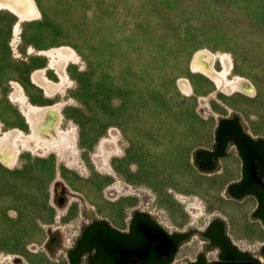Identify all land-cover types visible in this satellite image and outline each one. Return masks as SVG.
<instances>
[{"label":"rangeland","instance_id":"obj_1","mask_svg":"<svg viewBox=\"0 0 264 264\" xmlns=\"http://www.w3.org/2000/svg\"><path fill=\"white\" fill-rule=\"evenodd\" d=\"M36 2L40 16L21 21L18 33L17 17L0 9L2 129L16 127L28 135V103L58 102L60 126L73 128L77 139L66 158L54 149L39 152L22 145L13 167L0 161V264H70L68 250L95 220L88 211L123 228L139 208L171 233L206 226L220 216L229 230L228 218L219 210L221 203L237 200L227 190L239 178L242 160L237 155L239 173L222 166L205 172L194 163V150L212 147L219 118L234 111L252 137H264V0ZM63 47L72 49L64 81L52 63ZM203 47L229 53L232 75L252 80L257 95H211L210 89L200 102L184 94L181 79H190L195 87L203 83L190 68L195 51ZM42 68L51 80L64 83L54 95L32 78ZM239 96L255 106H235ZM112 131L119 149L101 167L95 155ZM207 135H212L210 144L202 140ZM229 150L235 152L236 146ZM189 174L206 180L203 189L176 188ZM196 206L202 214L191 212ZM253 211L246 220L259 229L237 234L243 245L233 240L262 257L264 225L251 217ZM205 244L193 233L181 244L177 263L185 264Z\"/></svg>","mask_w":264,"mask_h":264},{"label":"bare ground","instance_id":"obj_2","mask_svg":"<svg viewBox=\"0 0 264 264\" xmlns=\"http://www.w3.org/2000/svg\"><path fill=\"white\" fill-rule=\"evenodd\" d=\"M1 8L8 10L17 17L15 32L19 30L21 21L37 19L40 16V9L36 0H0V9ZM71 50H69V47L61 48L57 51L60 52V55L58 54V58L52 62L53 66L54 64L56 65L54 68L57 69L62 81L66 79L65 64L67 63V58L70 55L69 51ZM52 55L54 56L53 53ZM217 61L221 64L219 68L216 65ZM190 68L192 72L198 73L203 77V83L195 87L190 79L185 78L179 81V88L184 94H191V96L195 95L194 97H198L200 102H204L209 96L206 92L210 89L212 90L211 95L221 91L226 94L239 92L243 96L254 97L258 93L257 86L252 80L242 75H232L233 61L229 53L218 54L207 47L200 48L195 51L191 58ZM32 76L39 85L43 86L47 95H54L61 84H64L62 81L51 80L45 75V69L43 68L34 71V75L32 74ZM204 78L209 79L211 83L209 84ZM17 85L16 83L15 86L19 87V85ZM19 89L21 90V88ZM16 92L15 89V93ZM194 99L195 98H191L192 104L195 103ZM263 100L264 98L261 96L260 102H263ZM233 103L235 106L247 109H252V107L255 106L251 101L240 96L237 97ZM29 104L30 103L27 105L28 109L26 110V115L31 130L28 135L16 127L3 130L0 120V161L7 167H13L15 165L22 145L39 152L54 149L59 158H66L75 151L77 139L75 130L73 128H62L60 126L63 118L60 109L61 104L58 102L44 106ZM116 133V131H112L111 137H106L101 141L100 150L95 155L97 165L107 167L109 156L119 149ZM202 140L205 144H210L212 135H207ZM136 148L139 151L143 148L141 141L137 143ZM220 163L223 170L229 169L235 173H239V158L233 150H229V153L220 159ZM177 184L178 187L176 186V188L180 187L187 192L194 193L203 189L206 185V180L196 175L189 174L186 175L183 181ZM220 206V213H223L230 223L229 232L232 238L243 245V243L238 241V235L244 232L257 230V228L259 229L258 224L246 220L248 213L254 208L253 201L251 198H246L241 201L233 200L231 202L221 203ZM193 209L194 210H191V212L193 211L194 215L202 214L200 206L193 207ZM11 255L13 256V254Z\"/></svg>","mask_w":264,"mask_h":264},{"label":"flooded vegetation","instance_id":"obj_3","mask_svg":"<svg viewBox=\"0 0 264 264\" xmlns=\"http://www.w3.org/2000/svg\"><path fill=\"white\" fill-rule=\"evenodd\" d=\"M229 119L231 120L229 134L227 135L225 131L219 134V146L214 144L210 148L199 149L195 153V161L201 170L213 171L219 166L220 156L217 155V151L225 146L227 141L229 142L226 144V151L230 145L236 146L235 154L242 160L240 176L229 185L228 193L240 201L251 198L255 206L253 216L264 225V186L253 178L251 172V163H253L258 168V177L264 176V141L255 138L253 142H250L239 117L232 116ZM141 225L161 226L153 217L143 212H135L123 228L112 225L106 220L92 221L82 230L75 245L69 250L70 264H115L121 255V250H142L148 243V238L141 231ZM195 231L203 237L206 245L185 264H205L212 260H227L233 256L264 260L263 248L262 257L241 251L242 247L231 237L225 221L214 218L206 226H195L183 232L171 233L175 251L167 258H161L155 248L149 247L144 258L126 261L124 264H178L175 256L181 244L185 243ZM107 241L110 242L111 248L108 247L110 244H107ZM212 248L215 250L211 251Z\"/></svg>","mask_w":264,"mask_h":264},{"label":"water","instance_id":"obj_4","mask_svg":"<svg viewBox=\"0 0 264 264\" xmlns=\"http://www.w3.org/2000/svg\"><path fill=\"white\" fill-rule=\"evenodd\" d=\"M232 116L239 117V119L241 120V123H242L243 127L245 128V130L247 131V133H249L248 132V126H247L246 122L244 121L242 115L239 112L234 111L229 117H232ZM229 117H220L219 118V122H220L221 119H223V118H229ZM217 127L215 129V134H216ZM257 138L264 140V137L263 136H259ZM215 143H216V141H215ZM230 146H229V148H230ZM202 148H205V147H198L197 149L194 150V163L195 164H196V161H195V153L199 149H202ZM227 154H228V151H227ZM227 154H225L223 156H226ZM223 156H220L218 158V163H219L218 165L219 166L217 167V169H215L213 171H205V172H214V171H217L218 169H220L221 163L219 161H220V159ZM202 171H204V170H202ZM251 172H252L253 178L255 180H257L258 182H260L264 186V176L262 178H259L258 177V168L255 167L253 163H251ZM227 193H228V190H227ZM228 195L231 196L229 193H228ZM135 212L147 213L148 215H150L151 217H153L157 221L156 217L153 214L149 213L148 211H141L139 208H136L134 210L133 214ZM87 213L90 216L95 217V220H106V219H102V218H97L96 215H95V213L93 211H88ZM251 217L253 219H256L253 216V213L251 214ZM215 218H220L223 221H225V219H223L220 216H217ZM106 221H108V220H106ZM225 223L227 224L226 221H225ZM194 227L195 226H191L187 230H189L191 228H194ZM140 229L146 235V237L148 238V243L145 245V247L142 250H135V249H125V250H121L120 251V254L121 255H120V257L118 258V260L116 261L115 264H124V262H126V261H137L139 259H142V258H144L146 256L147 249L149 247L155 248L156 251L159 253L160 257L163 258V259L164 258H167L170 254H172L175 251V244H174V242H173V240H172V238L170 236L171 232H169L164 226L161 225L160 227H157V226H145V225H141L140 226ZM177 232H182V231L175 230L173 233H177ZM194 233H199V232L198 231H195ZM263 246L258 250V252H260V253L262 252L261 250H262ZM241 251H243V252L245 251L246 253H249L250 255H252L249 250L241 249ZM252 256H254V255H252ZM205 264H264V260H261V259H258V258H253V257H236V256H233V257L228 258L227 260H222V259L221 260L220 259L219 260H212V261H208Z\"/></svg>","mask_w":264,"mask_h":264},{"label":"trees","instance_id":"obj_5","mask_svg":"<svg viewBox=\"0 0 264 264\" xmlns=\"http://www.w3.org/2000/svg\"><path fill=\"white\" fill-rule=\"evenodd\" d=\"M230 127H231V120L229 118H223L220 120L219 125L217 127L216 130V137H215V141H216V145L219 146V134L223 131H225V133L228 135L230 132ZM223 129V130H222ZM246 137L249 139L250 142H253L255 140L254 137H252L249 133L245 132ZM263 140V139H262ZM264 141V140H263ZM229 142V141H227ZM227 142L225 143V146H222V148L220 150L217 151V155L218 156H223L225 154H227ZM243 143V142H242ZM252 157V156H251ZM249 176V173L247 174ZM252 181V180H251ZM107 244H110L109 241H107ZM111 248V244L110 246H108ZM264 249V246H263ZM70 253V252H69ZM72 259V258H71Z\"/></svg>","mask_w":264,"mask_h":264}]
</instances>
